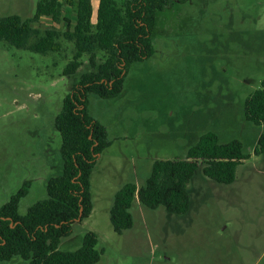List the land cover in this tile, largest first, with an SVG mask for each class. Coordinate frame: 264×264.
Returning a JSON list of instances; mask_svg holds the SVG:
<instances>
[{
  "label": "rangeland",
  "instance_id": "obj_1",
  "mask_svg": "<svg viewBox=\"0 0 264 264\" xmlns=\"http://www.w3.org/2000/svg\"><path fill=\"white\" fill-rule=\"evenodd\" d=\"M37 1L0 0V16L29 18ZM97 4L92 0L94 14ZM155 22L154 53L129 67L120 96H87V112L105 127L110 145L90 175V215L72 225L58 248L73 251L92 231L103 250L97 264H264V159L254 154L264 124L243 114L264 80V0H170ZM32 26L64 30L46 17ZM59 41L61 51L46 55L0 41V206L29 181L20 216L47 197L46 181L61 168L53 120L71 88L73 76L63 69L73 45ZM103 58L98 54L95 63ZM91 69L83 55L75 75ZM208 131L220 142L239 140L249 155L234 181L216 183L200 165L188 184L185 214L134 201L132 227L115 233L114 193L129 182L143 184L154 160L184 158Z\"/></svg>",
  "mask_w": 264,
  "mask_h": 264
},
{
  "label": "trees",
  "instance_id": "obj_2",
  "mask_svg": "<svg viewBox=\"0 0 264 264\" xmlns=\"http://www.w3.org/2000/svg\"><path fill=\"white\" fill-rule=\"evenodd\" d=\"M169 1L120 0L118 4L98 0L94 14L92 0H38L29 18L0 16V41L17 49L41 55L60 52L61 37L73 45L63 69L64 75L73 76L71 88L53 120L61 137L60 172L47 179V197L30 205L23 216L18 214V205L27 194L29 181L0 206V264L16 257L26 264L99 261L103 250L96 248L98 238L92 231L85 233L79 248H58L61 239L71 234L72 225L90 215V175L99 155L110 145L105 127L87 112V96H120L129 67L153 55L156 13ZM43 17L63 24L64 30L32 26ZM98 54L104 58L96 64ZM83 55H88L92 69L76 76ZM243 114L254 125L264 124V80L246 98ZM254 154L264 159V131L257 137ZM247 158L239 140L220 142L216 133L205 132L184 158L154 160L143 184L129 182L114 193L109 209L113 231L121 234L132 227L130 208L135 200L150 209L161 206L169 213L185 214L190 204L188 184L200 165L205 177L228 184L235 179L237 165Z\"/></svg>",
  "mask_w": 264,
  "mask_h": 264
},
{
  "label": "crops",
  "instance_id": "obj_3",
  "mask_svg": "<svg viewBox=\"0 0 264 264\" xmlns=\"http://www.w3.org/2000/svg\"><path fill=\"white\" fill-rule=\"evenodd\" d=\"M93 6V5H92ZM136 201V200H135Z\"/></svg>",
  "mask_w": 264,
  "mask_h": 264
}]
</instances>
